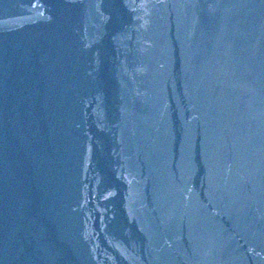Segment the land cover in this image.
<instances>
[{"label": "water", "instance_id": "water-1", "mask_svg": "<svg viewBox=\"0 0 264 264\" xmlns=\"http://www.w3.org/2000/svg\"><path fill=\"white\" fill-rule=\"evenodd\" d=\"M0 264H264V0H0Z\"/></svg>", "mask_w": 264, "mask_h": 264}]
</instances>
